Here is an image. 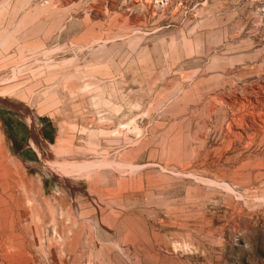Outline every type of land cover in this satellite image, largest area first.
Instances as JSON below:
<instances>
[{
  "label": "rangeland",
  "instance_id": "obj_1",
  "mask_svg": "<svg viewBox=\"0 0 264 264\" xmlns=\"http://www.w3.org/2000/svg\"><path fill=\"white\" fill-rule=\"evenodd\" d=\"M0 264H264V0H0Z\"/></svg>",
  "mask_w": 264,
  "mask_h": 264
},
{
  "label": "bare ground",
  "instance_id": "obj_2",
  "mask_svg": "<svg viewBox=\"0 0 264 264\" xmlns=\"http://www.w3.org/2000/svg\"><path fill=\"white\" fill-rule=\"evenodd\" d=\"M33 129V128H32Z\"/></svg>",
  "mask_w": 264,
  "mask_h": 264
}]
</instances>
